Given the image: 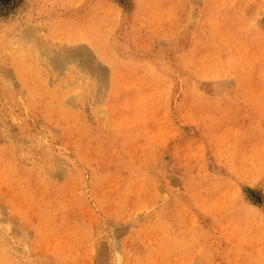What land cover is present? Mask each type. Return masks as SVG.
I'll use <instances>...</instances> for the list:
<instances>
[{"label": "rangeland", "instance_id": "obj_1", "mask_svg": "<svg viewBox=\"0 0 264 264\" xmlns=\"http://www.w3.org/2000/svg\"><path fill=\"white\" fill-rule=\"evenodd\" d=\"M0 264H264V0H0Z\"/></svg>", "mask_w": 264, "mask_h": 264}, {"label": "bare ground", "instance_id": "obj_2", "mask_svg": "<svg viewBox=\"0 0 264 264\" xmlns=\"http://www.w3.org/2000/svg\"><path fill=\"white\" fill-rule=\"evenodd\" d=\"M58 39V38H57ZM34 53V55H35V57H34V60H36V57H37V55H38V53H37V51H34L33 52ZM71 55H73V54H71ZM77 56V55H76ZM38 57H39V55H38ZM51 95L52 96H54V97H56L57 98V100H58V104H59V106L61 107L62 106V100H63V96L61 97V95H59L57 92H56V90H52L51 91ZM51 107H53V106H51ZM50 171H52V172H54V171H56L57 169L55 168V166H54V161L50 158ZM9 227V226H8Z\"/></svg>", "mask_w": 264, "mask_h": 264}]
</instances>
